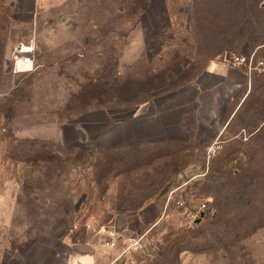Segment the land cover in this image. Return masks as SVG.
<instances>
[{
  "label": "rangeland",
  "instance_id": "obj_1",
  "mask_svg": "<svg viewBox=\"0 0 264 264\" xmlns=\"http://www.w3.org/2000/svg\"><path fill=\"white\" fill-rule=\"evenodd\" d=\"M263 38L264 0H0V264L119 215L110 264H264Z\"/></svg>",
  "mask_w": 264,
  "mask_h": 264
},
{
  "label": "crops",
  "instance_id": "obj_2",
  "mask_svg": "<svg viewBox=\"0 0 264 264\" xmlns=\"http://www.w3.org/2000/svg\"><path fill=\"white\" fill-rule=\"evenodd\" d=\"M33 2L36 5L38 0ZM126 220L116 216V219L112 220L111 229H107L106 232L97 229L95 232L88 233L87 237L80 242L69 243L70 250L65 255H57L45 264H110L109 260L105 259L104 250L112 244L107 245L105 241L111 238L113 230L118 232L120 228L127 227Z\"/></svg>",
  "mask_w": 264,
  "mask_h": 264
},
{
  "label": "built area",
  "instance_id": "obj_3",
  "mask_svg": "<svg viewBox=\"0 0 264 264\" xmlns=\"http://www.w3.org/2000/svg\"><path fill=\"white\" fill-rule=\"evenodd\" d=\"M229 60V65L231 67H247L248 70L252 69H260L264 71V57L262 58H255V53L251 55H245V54H233ZM11 72H30L34 70L36 63L34 58V51L32 46L29 44L20 42L12 51L11 53ZM176 202L179 205L184 204V198L182 195H180ZM207 203L203 202L201 204V207H206ZM116 240L115 235L113 234L110 241H107V243L114 244Z\"/></svg>",
  "mask_w": 264,
  "mask_h": 264
},
{
  "label": "trees",
  "instance_id": "obj_4",
  "mask_svg": "<svg viewBox=\"0 0 264 264\" xmlns=\"http://www.w3.org/2000/svg\"><path fill=\"white\" fill-rule=\"evenodd\" d=\"M250 42H252V41H250ZM252 44H254L255 46L262 47V46L264 45V38L261 39L260 41L256 42V43H255V41H253ZM261 45H262V46H261ZM243 104H244V102L241 104V106H243ZM237 113H238V110H237V112L235 113L234 116H236ZM233 118H234V117H233ZM233 118L231 119V121L233 120ZM263 125H264V124H263ZM263 125H262V126H263ZM255 129H256V128H255ZM260 130H261V128L258 129V130H252V131H251L252 134H251L247 139H252V138L256 137L257 133H258ZM172 245H173V244H172ZM179 249H180V248H177L176 250H179ZM154 264H161V263H160V261H157V262L154 263Z\"/></svg>",
  "mask_w": 264,
  "mask_h": 264
},
{
  "label": "water",
  "instance_id": "obj_5",
  "mask_svg": "<svg viewBox=\"0 0 264 264\" xmlns=\"http://www.w3.org/2000/svg\"><path fill=\"white\" fill-rule=\"evenodd\" d=\"M202 214H204L203 212H202ZM123 215H119V219H121V220H123Z\"/></svg>",
  "mask_w": 264,
  "mask_h": 264
}]
</instances>
